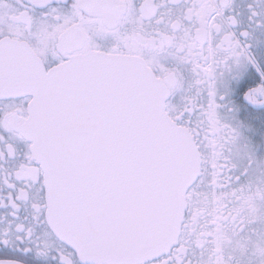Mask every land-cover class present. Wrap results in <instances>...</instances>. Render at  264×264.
<instances>
[{"label": "snow or ice", "instance_id": "obj_1", "mask_svg": "<svg viewBox=\"0 0 264 264\" xmlns=\"http://www.w3.org/2000/svg\"><path fill=\"white\" fill-rule=\"evenodd\" d=\"M0 264H264V0H0Z\"/></svg>", "mask_w": 264, "mask_h": 264}]
</instances>
